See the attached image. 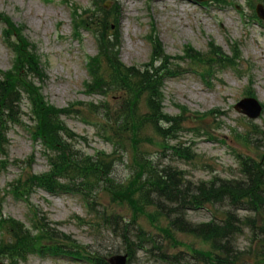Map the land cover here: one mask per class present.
Returning a JSON list of instances; mask_svg holds the SVG:
<instances>
[{
	"label": "rangeland",
	"instance_id": "374dc122",
	"mask_svg": "<svg viewBox=\"0 0 264 264\" xmlns=\"http://www.w3.org/2000/svg\"><path fill=\"white\" fill-rule=\"evenodd\" d=\"M66 1L80 3L82 6L91 4L90 0ZM118 1L123 9L118 22L121 38L120 58L125 64L146 62L151 49L143 35L149 32L150 24L157 31L165 51L171 55L181 53L187 43L192 44L195 49L205 51L209 39H213L223 51L228 53H230V45H226L227 41L239 43L241 54L239 65L235 69L215 70L211 74L212 77H207L209 83L204 82L197 72H192L191 67L184 61L178 62L177 69L180 73L165 81L164 112L174 115L178 112L179 105L187 107L186 115H189V120L183 123V127L188 126L192 131L181 132L179 139L183 141L182 146H191L197 159L176 161V156L169 150L166 152V157L161 156V153L157 155V149L150 155L157 159L156 163L161 165L182 166L187 173L185 176L187 179L238 175L237 153L256 158L255 154H260V150L255 148L257 137L253 134V127H264V110L261 118L250 121L233 108L235 102L244 97L246 92H253L261 102H264V32L257 21L252 19L248 0H231V3L226 5L222 3L221 7L211 4L213 11L207 14L200 10L201 7L191 4L189 0H185L183 4L175 0L169 3L152 0ZM145 2L151 7L144 9ZM234 4L239 7L238 11L234 8ZM189 7H195L197 10L192 11ZM0 11L9 14L14 22L24 23L26 35L37 43L43 67L46 70V80L42 90L51 103L66 106L71 102L94 100L84 95L83 82L87 78L84 59L87 54L95 53V45L90 34L85 31H81L82 40L77 41L71 38L72 24L67 3L62 0H0ZM240 13L244 14L243 19L240 18ZM9 60L10 57L3 47L0 33V67H8ZM208 110L211 114L200 120L196 118L195 115L201 116L198 112ZM64 122L74 132L85 137V139L79 138L76 142L77 147L85 153L92 154L96 150L111 152V145L102 141L91 125H87L74 116L65 118ZM203 127L211 136L203 135L205 138L201 139L196 134V130L198 128L202 132ZM238 131L243 135L249 133L252 144L249 145L250 147L242 145L235 139ZM191 137L195 139L194 144L184 141ZM236 137L241 139L239 135ZM8 139L9 155L12 158L32 159L30 168L32 172H42L48 168L47 162L42 157L41 147L33 146L16 127L10 130ZM121 153L122 161L115 160L111 172L117 181H123L129 174L131 156L125 150ZM18 171L19 169L12 167L0 174V196L1 189ZM9 197H6L3 202L4 213L16 219H23L24 205ZM32 202L34 206L45 211L48 221H60L61 230L71 233L79 244H89L90 233L84 227L80 228L72 217V215L85 216L86 207L77 196L71 194L46 196L37 191L32 196ZM94 207L110 212L115 210L117 205L112 203L104 192L98 191ZM116 211L121 214L127 213V210L121 207ZM246 215L250 213L241 211L239 217L244 218ZM190 216L192 221H205L209 212L202 209L191 213ZM146 222V219L142 218L138 224L141 227L142 225L148 227ZM176 236L180 240L193 241L195 248H207V245L193 237L180 233ZM238 237L236 240L241 252L240 260L243 261L241 264H255V252H252L254 245L251 244L250 239L252 234L246 229ZM155 239L163 241V237L159 235H156ZM96 242L98 243L96 249L100 255H109V250L123 251L120 238L106 236L96 239ZM176 251L177 248H172L170 252ZM180 253H182L181 250ZM37 263L50 264L49 261L45 259L39 261L34 256L28 257L25 264ZM53 264L88 263L84 260L66 261L64 258H58ZM132 264H155V261L145 257L140 261H132Z\"/></svg>",
	"mask_w": 264,
	"mask_h": 264
},
{
	"label": "trees",
	"instance_id": "16d2710c",
	"mask_svg": "<svg viewBox=\"0 0 264 264\" xmlns=\"http://www.w3.org/2000/svg\"><path fill=\"white\" fill-rule=\"evenodd\" d=\"M0 17L8 23L10 28H12L11 22H8V19L5 16L0 15ZM108 60L114 68H117V63L114 57H112L111 59L108 58ZM121 78L125 80L126 83L128 84V90L132 96V99H130L129 101L130 104H133V106H135L138 98H140L142 95H145L146 99L148 100L150 105L153 107L151 110L152 115H148V116H146L145 114L142 115L138 113L136 109L131 108L130 112L128 113V118L123 121L126 127H132L134 130H137L138 127L142 126L143 122L152 123V119H154L155 117H158V113H159V101L158 99L154 101V97L155 96L158 97V93L155 92V88H154L155 80H151L147 84L144 85V83L142 84L138 83L136 76L132 73L130 75L122 74ZM70 163L71 161H69V165ZM66 164L67 162L65 159L63 161L54 162L53 168L50 171V173L46 176V178L51 179L55 174L63 171L66 168ZM163 172L165 174L164 170ZM174 174H176V177ZM166 176L167 177L164 178L162 182V185L163 183L165 185V186H162L161 188L162 192H164L165 194H168L169 196H174V197L177 196V197L184 198L185 193L183 191L185 190H182V186L180 185V183L183 182V179L177 173H171V174L167 173ZM255 178L259 179L260 177L258 174L257 176L256 174L252 175L250 177V181L247 186L242 185L240 182H231V183L224 182L219 187V190L212 191L211 189H209L208 191L203 190V192L205 193V196L210 199L211 198L218 199L220 197H217V195L219 193L220 194L223 193L226 196L233 199L234 201L239 202V200L246 199L248 196H250L252 192L254 193V191L257 188V186L253 184V180ZM249 185H251L250 188H248ZM130 205L132 206V204ZM216 231L219 232L218 229H216Z\"/></svg>",
	"mask_w": 264,
	"mask_h": 264
},
{
	"label": "bare ground",
	"instance_id": "6f19581e",
	"mask_svg": "<svg viewBox=\"0 0 264 264\" xmlns=\"http://www.w3.org/2000/svg\"><path fill=\"white\" fill-rule=\"evenodd\" d=\"M179 1H182V0H179ZM160 3V2H159Z\"/></svg>",
	"mask_w": 264,
	"mask_h": 264
}]
</instances>
